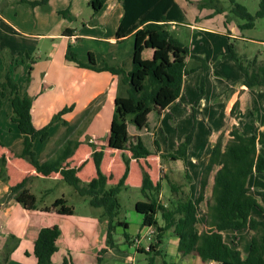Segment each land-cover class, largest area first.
<instances>
[{"label":"trees","instance_id":"1","mask_svg":"<svg viewBox=\"0 0 264 264\" xmlns=\"http://www.w3.org/2000/svg\"><path fill=\"white\" fill-rule=\"evenodd\" d=\"M106 1L90 0V3L98 11ZM118 1L124 8V14L116 31L117 39L123 40L130 35H135L137 38L132 68L127 70L124 66L109 64L100 66L92 52L89 54L88 62L80 61L75 53L67 56L68 60L77 66L98 71L107 70L118 75L117 98L125 101L130 100L132 103H130L131 109H129V104L124 103L125 101H122L120 105L118 103L114 114L115 120L123 123L119 127L122 136H118V128L115 126L112 129L109 145L123 149L122 158L125 163V171L116 183L111 182L114 178L113 174L108 175L103 171L104 150L103 148L98 149L93 141H90V145L93 148L91 155L97 169L95 177L89 181H84L78 175L81 166H71L68 161L82 143L80 137L89 127L94 114L104 100L97 105L92 103L75 122L64 118L65 114L74 109V105H71L63 107L54 114L45 126L37 127L32 115L33 98L28 93L21 91L11 69L12 64L17 61L14 56H9L4 73L0 75V110L4 98H9L12 103L10 119L23 135L22 147L15 152V155L24 158L43 176H50L54 172L60 173L62 180L73 186L80 196L87 197L93 207L102 209L99 217L100 220L107 223V232L106 247L101 249V254L107 248H118L120 244H132L134 242L133 237L127 232L129 222L122 218L123 205L120 202V194L130 188L126 180L130 173L132 158L140 159L153 154L141 136H138L135 141L129 139L126 135L124 117L120 111L125 106V113L130 111L133 114L130 121L140 125L145 120L143 114L148 109L156 107L158 104L167 105L174 98L180 96L186 75L199 69L207 71L211 68L204 56L190 53L189 45L175 38L169 29V25L172 23H188L186 10L177 0ZM48 2L49 0L30 1L32 5H46ZM192 2L197 4L199 8H214L216 13L225 10L220 0ZM231 2L233 7L230 9V14L237 20L240 29L254 28L256 20L264 17V0H260L259 9L255 14L249 12L243 4L235 0H231ZM59 12L67 15L69 9ZM147 31H156L160 39L184 47L185 54L191 55L196 63L190 66L184 59H176L162 70L156 61L149 64L148 61L139 60L138 53L143 47V40ZM228 37V51L221 55L217 62L224 59L233 60L243 73V78L240 80L242 84L248 88L264 86V58H260L258 54L254 56L241 54L238 49L239 39L231 36L230 33ZM26 57L30 60L31 74L32 64L35 60L29 54ZM21 59L25 61L24 57ZM166 88H171L173 93L167 92ZM204 93V89H200V94L191 106L193 125L177 148L163 152L159 142L154 141L156 151L161 152L163 158L183 160L188 180H192V175L187 166L188 149L194 140L198 122L197 108ZM239 108L240 102L237 101L232 108L233 116L238 114ZM57 122L66 127L65 132L57 141L58 145L53 153L47 159L41 160L34 148L35 140L38 139L43 142L50 138V128ZM262 144H264V130L255 127L253 133L246 134L239 125L233 124L227 140H225V134L222 133L212 144L209 159L202 172L198 196L192 197L182 183L170 179L172 200L167 204L161 198L162 181L154 182L149 171L145 167L142 168L141 194L143 199L135 204V208L143 216L142 225L144 227L156 228L155 238L149 250H139V252L150 254V264H156V256L162 253L159 246L169 230L179 239L178 250L182 257L195 254L200 256L203 261H215L217 264H264V216L257 218L253 215L255 208L264 213V206L251 192L249 185L253 173H264V153L259 150V145ZM0 145H3L1 135ZM127 150L131 152V155L126 152ZM0 179L5 182L9 179L5 154L0 157ZM28 179L26 177L9 188V196L20 204H23L30 195ZM211 179L213 180L212 190L208 196L207 192ZM41 201L40 197L33 199L32 208L38 209ZM204 203H206V208L203 207ZM42 210H55L64 216L74 214L73 206L68 204L65 197L57 198L51 206L45 205ZM202 210H205V227L200 231L198 222L199 213ZM160 218L163 223L160 222ZM118 227L124 228L121 239L116 234ZM226 230H249L251 232L249 251L245 256L242 255V251L238 247L225 241L224 231ZM13 249V246L6 244L4 258L0 260V264L8 262ZM58 249V246L52 243L36 241L33 246V253L37 259L36 264H54L52 256ZM99 260H102V256L99 257ZM63 264L73 263L70 259L65 258ZM164 264L172 263L164 260Z\"/></svg>","mask_w":264,"mask_h":264},{"label":"rangeland","instance_id":"2","mask_svg":"<svg viewBox=\"0 0 264 264\" xmlns=\"http://www.w3.org/2000/svg\"><path fill=\"white\" fill-rule=\"evenodd\" d=\"M30 1L33 0H0V75L4 73L6 61L9 56L12 55L15 60H19V55H22L25 61L20 60V64L19 66L17 65V67L13 66L14 63L12 64L13 75L17 82L21 86H27L29 82H33V87L37 88L41 93L39 95L40 100L44 102L45 106L52 107V110L56 109L59 111L65 106L74 105V110L68 114L69 119L72 117L71 122H75L92 103L97 105L104 100L94 114L90 126L85 132L83 131V137L86 140L92 137L93 141L97 143H109L112 129L115 126L118 128V136L121 137L122 133L119 127H121L123 123H119L118 120H115L114 114L116 112V106L106 99V94L102 93L93 97L97 86H100L105 81L103 73L90 71V74L83 75L75 71V75L72 76V72H68V69L62 66V61L64 59L63 52H58L57 57L54 58V62L49 61L46 52L50 50L52 39L39 37L40 33H47L50 31L48 27H56V30H54L56 32L62 29L65 31V29H67L65 23L73 22L74 19H76V23L74 24L75 31L81 34L102 33L110 35V31H113L112 25L110 23L106 24L107 26L101 24L104 15L102 13L100 18L98 14L99 11H102L103 7L96 11L93 6H88L87 0H78L76 4L73 3V0H56V2L55 0H49L46 5H32ZM235 1L246 6L252 14H255L259 9L260 0ZM220 2L230 14V9L233 7L231 0H220ZM59 7H63L62 10L69 9L66 17L59 13ZM188 11L189 18L194 19L197 14V7L189 6ZM80 14L81 16H79ZM74 16L76 18H74ZM41 19L45 20V24L41 22ZM96 20L98 22H96ZM214 20L215 22H210L208 24L210 26H224L220 18ZM235 29H237L236 25L234 30ZM184 31H189L188 34L191 33L187 28L183 29V32ZM211 31L214 32L213 30ZM240 31L245 35L248 42L244 47L240 45L239 51L248 56L258 54L259 57L263 59L264 17L256 20V26L254 28L240 29ZM136 41V36L118 42H111L110 40L102 42L88 36H83L77 43L76 41L71 43L67 38L59 39V42H62V50L64 47H67L70 54H77L81 61H89L88 49H90L95 55L96 62L100 66L104 64L112 66L120 65L124 66L127 70L132 68L135 60L134 52L137 45ZM187 45L189 44L187 43ZM4 52L6 53L3 54ZM27 54L35 60L33 64L34 69L31 74L29 69L30 60L26 57ZM59 61H61V63ZM50 65L55 66L54 70L57 68L65 74L60 77L50 74L48 72ZM74 70H77V67ZM224 71L229 74L230 70L224 69ZM66 72H68V75ZM204 79V75L200 72L193 74L191 77L194 84L200 83L202 87H205ZM193 85L191 83L186 85V98L190 101H194L196 97L197 89L194 88ZM251 89H253L254 95L250 99L247 109L242 111L240 121L242 124L241 127L246 134L253 133L255 126L264 130V86ZM166 91L172 92L171 88H166ZM257 95L259 96L257 97ZM176 98H174L172 102L175 101ZM211 102L212 101H209L208 107H210L209 105H211ZM124 107L120 111L124 117L123 121L126 122L127 119L130 121L133 114L130 111L125 113ZM152 108L154 112H156L154 116H157L158 119L156 121L158 122V109L161 108L158 106ZM255 109L256 119L254 120L253 116H251V112L255 113ZM11 113L12 103L8 101L6 97L4 98V103L0 110L1 139L7 138L8 129H5V127H10L8 122L11 121L9 116ZM97 114H99V117ZM220 114H224L223 109ZM6 118H8L7 121ZM5 121L7 123H5ZM154 121L155 120H151V122H148V120H144L143 122L149 124L150 129L153 130L156 127L154 126L156 121ZM175 122L176 120L174 119V123ZM125 124L127 126V122ZM131 124H135L139 127L137 123L131 122ZM216 125L219 124L217 123ZM61 126L62 130L59 133ZM140 127H143V125ZM13 128L20 132L15 126ZM201 128L208 131L205 126ZM65 129L66 127L61 125V123H59V125H53L50 133L52 137L46 141L42 142L37 140V142L39 144L41 142L45 144L43 145V149L46 151H53L58 145L57 140L63 136ZM79 129H81V127H79ZM199 134H201V132ZM126 135L129 139H132L129 132H127ZM203 135H205V133H203ZM206 150L208 151V145L206 146ZM259 150L264 153V144L259 145ZM42 155L43 154H40L38 151V156L42 157ZM119 169V165L115 163V172L117 173ZM253 174L257 176L255 177L256 179L253 180H260L259 189L255 187H253V189L256 197L264 206V173ZM174 175H181L180 167L174 168ZM84 176H86V174H84ZM33 180V177H29L27 184L30 185ZM7 193L6 198H10L9 191ZM36 197H40L42 200L40 207L37 209L41 211H44L42 208L45 205L51 206L57 198L65 197L68 200V204L73 206L74 214L72 216H63L59 215L57 212H46L42 215H38L36 210L32 208L33 199H36ZM139 197H142L140 187L135 189L134 193L124 190L120 194V202L123 205L122 218H125L131 224V227L127 229L130 235H136L142 224V222L141 224L139 223L142 214H139L135 208V201ZM2 202L3 200L0 201V204ZM203 207L206 208V205ZM101 211V208L93 207L87 197L80 196L75 191L74 187L64 180L51 177L37 178L35 187L30 190V195L25 199L23 204L14 201L8 206H0V260L4 258L6 244H9L13 246L14 249L10 254L8 262L5 264H36L37 259L33 253L34 243L36 241H46L59 248L52 256L54 264H63L65 258L70 259L73 264H150V254L138 252L136 249L130 247L122 248L125 249V251L122 252L116 249L117 251L101 254V249L106 247L107 232V223L100 220L99 217ZM255 214L256 215H253L257 218H262L264 216V213L258 208H255ZM123 232L124 228H117L116 234L118 238L122 236ZM233 233V230H226L224 238L229 240L230 235ZM238 235L240 241V247L238 248L241 251L242 249H247L251 238L250 233L247 231H240ZM142 241L145 243L147 239H143ZM100 256H102V260H99ZM162 258L161 256H156L157 262L162 264ZM201 264L209 263H204V261H202Z\"/></svg>","mask_w":264,"mask_h":264},{"label":"crops","instance_id":"3","mask_svg":"<svg viewBox=\"0 0 264 264\" xmlns=\"http://www.w3.org/2000/svg\"><path fill=\"white\" fill-rule=\"evenodd\" d=\"M87 1L89 7L93 6L90 3V0ZM177 1L186 10L188 23L185 24L172 23L169 25V29L171 30L175 38L179 39L181 42L185 44L187 43L189 44L190 53H195L204 56L208 64L211 66V68L207 71H204L203 69H199L189 75H186L184 77L183 87L180 96L177 97L176 100L169 105H161V104L157 105L158 107L161 108L158 109L160 121L159 120L158 122L156 121L158 118L157 116H154V113L156 112H154L153 108L148 109L143 114L145 116V120H148V122H151V120H155L157 122L156 123L154 121L155 122L154 126L156 127L153 130L150 129L149 124H145L144 122L140 124L139 127H137L135 124H131L129 119H127L126 121L127 122L126 131L129 132V135L132 137V140L135 141L138 136H141L146 146L151 151H153V154H151L148 157H142L140 159L132 158L130 173L126 180V183L130 186V188L127 189V191L134 193L135 189L139 187L141 188L142 168L145 167L149 171L154 182H157L159 180L162 181L161 198L166 204L170 200H172L171 185L169 182L170 179L182 183L184 185L185 190L188 191L192 197L196 198L198 196L200 190V180H201L202 172L209 159L213 142H215L222 133L225 134V139L227 140V138H229V130L233 124H237L240 127L242 126V124L240 123L241 113L243 110L247 109V107L249 106L250 99L254 95L253 89L248 88L246 85L240 82V80H242L243 78V73L240 71V69L237 67V65L233 60L224 59L217 62L219 57L228 51L229 33L231 36L239 39L238 49H240V45L244 47L248 42L245 35L241 33L237 20L232 16V14H229V11H227L226 8L223 12L216 13L214 11L215 10L214 8H210V7L199 8L197 4L192 2L198 0H177ZM76 2H78V0H73V3L76 4ZM189 6L197 7V14L194 19L189 18V11H188ZM59 8L60 10L63 9V7H59ZM102 13L104 15L103 16L104 18L101 20V24L106 25L110 23L112 25L111 27L113 28V31L112 30L110 31L111 33L110 35H106L102 33L81 34L75 31L74 24L76 23V19H74L73 22L65 23V26L67 28L65 29V31L64 29H62L61 31L56 32L54 31L56 30V27H48L50 28V31H48L47 33H40L39 37H47L52 39L50 50L46 52L47 59L49 61L54 62V58L57 57L58 52H63L64 59L62 61V66L63 68H67L68 72L69 71L72 72L71 73L72 76L75 75V71H77L78 73H82L83 75L90 74V71L103 73L105 81L100 86L99 85L97 86V88L94 91L93 97L102 93L106 94L107 96L106 99L117 107L118 103L120 105L122 101L123 102L125 101L117 98L118 83H119L118 75H115L107 70L98 71L87 67L77 66L74 62L68 60L67 56L70 54V52L68 51L67 47H64V49L62 50L61 48L62 42H59V39L67 38V40H70L71 43H73L74 41H76L77 43L79 39H81L83 36L93 37L102 42L105 40H110L111 42L121 41L118 40L116 37L117 28L124 14V8L121 2L118 0H107L102 8V11H99L98 13L100 18ZM64 16L66 17L67 15ZM79 16H81V14ZM74 18L76 17L74 16ZM216 18H220L224 23V26L211 25L212 26L211 29V26L208 23L215 22L214 19ZM41 22L45 24V20L41 19ZM96 22L98 21L96 20ZM235 25L237 26V29L234 30ZM186 28L191 31V33H189L190 35L188 34L189 31L183 32V29ZM211 30H213L214 32H212ZM134 36L135 35H130L125 39H123L122 41L130 39ZM90 52L92 51L88 49L89 54ZM241 54H245V53H241ZM138 55H139L138 58H140L139 60L143 62L148 61L149 64L154 61L158 62L159 68H162V70H164L167 64L172 63L176 59H184L190 66L196 63V60H194L191 57V55L185 54L184 47L170 43L168 40L160 39L156 31L146 32V37L143 40V47L139 51ZM19 56H20L19 60H17L13 66L16 67L17 65L19 66L20 60H22L21 59L22 55ZM59 62L61 63V61ZM54 67H55L54 65L49 66L48 72L50 74H53L54 76H58V77L63 76L65 74L61 70H58L57 68L54 70ZM76 67L77 70H74L76 69ZM33 69L34 66L32 68V71ZM224 69L230 70L229 74L225 72ZM215 71H217V73H215ZM68 72H66L67 75ZM199 72L203 74L205 77L204 79L205 87L204 86L202 87L200 83L194 84V81L191 80L192 75L197 74ZM105 73H110V74H105ZM188 83H191L192 85L194 84L193 87L197 89L195 95L196 97L194 101H190L188 98H186V92H187L186 85ZM20 89L23 93H28L33 98L32 115L35 125L37 127H43L46 124H48L52 119V117L54 116V114H56L58 111L56 109L52 110V107H48L44 105V102L41 101L39 98V95L41 93L37 88L33 87V82L32 83L29 82L27 86L20 85ZM200 89L201 90L204 89L205 93L197 108V120H198L197 127L194 133V140L188 149L187 166L192 175V180H188V178L186 177V167L183 160L181 159L171 160L169 158H163L161 156V152L156 151V145L154 141L157 140L159 142L163 152H168L169 150H173L177 148V146L182 141L185 134H187L192 128L193 114L191 112V106L194 104L195 100L200 94ZM258 96L259 95H257V97ZM7 99L8 101H10L9 98ZM209 101H212L211 105H209L210 107H208ZM237 101L240 102V108L238 110V114L236 116H233L231 113L232 108ZM124 103L125 104L127 103L126 105L129 104V109H131L130 100L128 101L126 100ZM222 109L224 110L223 115L220 114ZM69 113L65 114L64 118L71 121L72 117L69 119L68 117ZM97 116L99 117V114H97ZM251 116H253L254 120L256 119V109H255V113L251 112ZM174 119L176 120L175 123H174ZM7 120L8 118H6V121ZM6 121L5 123H7ZM217 123L219 125H216ZM8 124H10V127H5V129H8L7 138H2L3 145H0V157L3 154H5L7 157V169H8L9 179L7 182L0 179V201L3 200L0 206H6V205L8 206L9 204H12V202H14L13 198L11 197L6 198V195L8 194L7 192L9 191L10 186L17 184L26 177L34 178L32 183L28 185L30 187V190L35 187V181L37 178L51 177L55 179H62L61 174L56 172L52 173L50 176H43L42 174L38 173L36 168L28 161H26L24 158L15 155V152L19 151L20 148L22 147L23 135L21 132H18V130H15L13 128L15 126L16 129H18L15 123L10 121L8 122ZM54 125H59V122L55 123ZM142 125L143 127H140ZM202 125L207 127L208 131L204 128H201L204 127ZM51 129L52 127L50 128V131ZM61 130H62V126L59 129V133ZM200 132L201 134H199ZM203 133H205L206 136L203 135ZM50 137H52V135ZM37 140H35L34 148L36 149L37 153L39 151L40 154H43L42 157H40V159L45 160L53 153L54 150L46 151L45 149H43L44 147L43 145L45 144H42V142L39 144ZM80 140L82 141V143L75 151V154L72 157H70L68 161L71 166L74 167L81 166V169L78 171V175L84 181H89L97 175L96 165L91 155L93 152V148L90 145V141H93V139L91 137L89 138V140H86L82 135L80 137ZM93 142L97 145L98 149L103 148L104 157L102 160V169L108 175L113 174L114 178L111 180V182L116 183L125 171V163L122 158L123 149L112 147L109 145V143L105 144V143H97L95 141ZM207 145H208V151L206 150ZM126 152L129 155H131L130 151L127 150ZM115 163L118 164L120 168L117 173L114 170ZM176 167L177 168L180 167L181 175L179 176L174 175V168ZM84 174H86V176H84ZM255 177L257 176H254V174L251 175L249 185L251 187V192L256 196L253 187L255 188L260 187V183H259L260 180H253L256 179ZM212 183L213 180L211 179L207 192L208 196L211 194ZM139 200H142V197L137 198L135 204ZM205 205L206 203L203 204V206ZM33 210H36V213L38 215H42L46 212L47 213L57 212V211H41L37 209H33ZM204 211L205 210H202L199 213L198 229L200 231H202L205 227ZM253 214L256 215L255 209L253 210ZM142 221H143V216L142 217L140 216L139 223L141 224ZM160 222L163 223L161 218H160ZM130 227L131 224L129 223V228ZM241 231H247L248 233H250V237H251V232L249 230H241ZM152 232H154L155 235L156 233L155 227H144L141 224L140 229L136 233V235H131L134 239V242L132 244H124V245L120 244L118 248H107L105 252L117 251L116 249H119L122 252L125 251V249L122 248H127V247L134 248L138 252L139 250L148 251L149 250L148 248H150V245L155 238L154 236L152 240L149 238ZM233 232L234 233L230 235L229 240L225 238L224 239L227 243L231 244L232 246L240 247V241L238 235V232L240 231L233 230ZM225 234L226 231L224 232V237ZM143 239H147V241L144 243L142 241ZM178 242H179L178 237L171 230L166 232L165 237L159 246V250H161L162 253L158 256L163 257L161 261L162 264H164V260L172 264L202 263L203 260L200 258V256L195 254L189 257H182V255L178 250ZM248 251H249V246L247 247V249L244 250L242 249V255L245 256L248 253ZM155 262L156 264H160L159 262H157L156 259ZM204 263L217 264V262L215 261H204Z\"/></svg>","mask_w":264,"mask_h":264},{"label":"built area","instance_id":"4","mask_svg":"<svg viewBox=\"0 0 264 264\" xmlns=\"http://www.w3.org/2000/svg\"><path fill=\"white\" fill-rule=\"evenodd\" d=\"M153 236H154V232L151 233V235H150L149 238L152 240ZM138 240H139V239H138ZM148 249H149V248H148Z\"/></svg>","mask_w":264,"mask_h":264}]
</instances>
